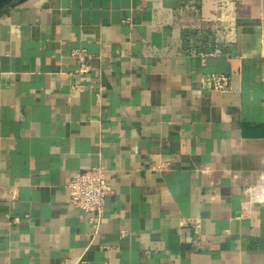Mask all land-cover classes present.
<instances>
[{
  "label": "crops",
  "instance_id": "obj_1",
  "mask_svg": "<svg viewBox=\"0 0 264 264\" xmlns=\"http://www.w3.org/2000/svg\"><path fill=\"white\" fill-rule=\"evenodd\" d=\"M98 164L93 222L68 182ZM79 261L264 264V0L0 11V264Z\"/></svg>",
  "mask_w": 264,
  "mask_h": 264
},
{
  "label": "built area",
  "instance_id": "obj_2",
  "mask_svg": "<svg viewBox=\"0 0 264 264\" xmlns=\"http://www.w3.org/2000/svg\"><path fill=\"white\" fill-rule=\"evenodd\" d=\"M72 56L78 62L77 72L86 74L90 71V54L85 49H75ZM213 88L225 90L229 83V78L224 75H215L212 78ZM70 203L79 210L88 214L90 220L99 221L104 212L105 198L113 193V188L108 181V169L104 164L94 165L79 172L68 182ZM96 216V218H94ZM76 264H88L79 261ZM104 264H110L106 262Z\"/></svg>",
  "mask_w": 264,
  "mask_h": 264
},
{
  "label": "water",
  "instance_id": "obj_3",
  "mask_svg": "<svg viewBox=\"0 0 264 264\" xmlns=\"http://www.w3.org/2000/svg\"><path fill=\"white\" fill-rule=\"evenodd\" d=\"M14 0H0V11Z\"/></svg>",
  "mask_w": 264,
  "mask_h": 264
}]
</instances>
